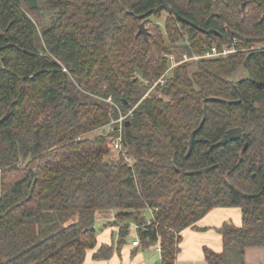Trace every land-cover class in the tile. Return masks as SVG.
Segmentation results:
<instances>
[{"label": "trees", "instance_id": "trees-1", "mask_svg": "<svg viewBox=\"0 0 264 264\" xmlns=\"http://www.w3.org/2000/svg\"><path fill=\"white\" fill-rule=\"evenodd\" d=\"M37 1L41 28L28 0H0V264L109 259L113 242L97 248L102 211L120 235L135 225L160 264H176L181 233L221 208L240 209L241 224L223 225L221 252L204 247L207 264H245L248 248H264V0ZM163 13L171 47L150 21ZM213 46L236 52L157 84L167 55ZM133 109L130 166L109 158L103 131ZM238 127L240 140L216 146Z\"/></svg>", "mask_w": 264, "mask_h": 264}, {"label": "rangeland", "instance_id": "rangeland-1", "mask_svg": "<svg viewBox=\"0 0 264 264\" xmlns=\"http://www.w3.org/2000/svg\"><path fill=\"white\" fill-rule=\"evenodd\" d=\"M23 6L27 10L28 15L33 19V21L36 24H38V26L40 28H41L42 24L49 23V20L47 19L46 16L43 15V13L36 11V10H32L30 8V6L29 5L27 6L25 3ZM167 16L168 15L166 13H163V14L159 15L158 17L150 18V21L152 23L151 25H154V26L159 25L160 26V30L164 34L166 44L171 47V44L169 43V41L167 39V35L165 32V25H164V22H165V19L167 18ZM261 46H264V45H261ZM172 50L175 51V48ZM176 54H178V53L176 52ZM191 63H192L191 69H192V71H194L196 68V65H195L196 62H191ZM243 77H245V72L243 70H241V71L236 72L232 76L231 80L237 81L239 79H242ZM155 92H156L155 89L148 91V93L146 94V97L155 94ZM109 128H110L109 126L106 127L107 130ZM109 158L111 160L112 159L113 160L119 159L118 157H116L111 152H110ZM35 166H36V164L32 165V167H35ZM236 212H237V210H236ZM239 214H240V211H238V216L236 219L239 218ZM221 215H222L221 211L220 212L217 211L215 213H211V215L206 217L203 222H205V224H206L205 227H207V229L203 230L202 233H204V232L212 233L213 232V234L215 233L214 236H216V238L218 235L222 234L221 228H217V226L215 224L220 219ZM232 217H235V215ZM114 220H115V217H114V214L112 213V211H102V212H99L97 214L96 224H95V229L97 232V239H98V246L102 245L103 243H106V241H113L114 251H113L111 257L109 259H105L102 257H100L99 259H94L92 257L93 251H88L87 258H86V261L84 264H160L161 255H160V252H158V248L156 246H151L147 249H144L140 245V247H138V248H133V245H132L133 241L139 240L138 233L136 231L137 228H134V226H130V228L128 230L129 234L125 238H122L121 235H119L118 239H117V234L113 233L116 230L111 229L110 226H106L107 224H110V222L112 223ZM74 221H75V218L72 219V222H74ZM228 223L229 224H235L236 221L234 219L230 218ZM208 236H209V234L199 236L198 237V243L200 241H203V242L209 241L210 238ZM121 239H125V242L118 250L117 249L118 248V242ZM214 241H216V240H214ZM203 242H201V243H203ZM214 244L217 245L218 242L216 241V242H214ZM94 252H96V250ZM191 260L193 261V259H191ZM192 261H189V260L184 261L183 255L181 252L180 258L178 260V264H194ZM197 264H202V263H197Z\"/></svg>", "mask_w": 264, "mask_h": 264}, {"label": "crops", "instance_id": "crops-1", "mask_svg": "<svg viewBox=\"0 0 264 264\" xmlns=\"http://www.w3.org/2000/svg\"><path fill=\"white\" fill-rule=\"evenodd\" d=\"M237 210V212H236ZM217 211H221L222 215L220 216V219L215 223L217 228H221L224 224L228 223L229 219L232 218L236 221V223L234 225L239 226L241 224V212L239 214V218H237L238 216V211H240V209L238 208H221V209H215L213 211H211L206 217H208L209 215H211V213H215ZM114 214L115 217V213L112 212ZM235 217H232L234 216ZM204 217L202 220H200L195 227H190L186 230H184L181 235H182V242L180 244V253L178 254L177 260H176V264H178V260L180 258L181 252L183 255V259L185 260H189L192 261L191 259H193V263L197 264V263H202V264H207L206 260H205V256H204V247H208L216 252H221L223 249V244H222V234L218 235L217 238L216 236H214L213 232L212 233H202L203 230H206L207 227L204 219L206 218ZM134 226V228H136L135 225H131ZM204 226V227H203ZM111 229H114L116 231H114L113 233L117 234V239L118 236L120 235V228L119 227H110ZM137 231V230H136ZM209 234V241L203 242L200 241L198 243V237L201 235H206ZM219 234V233H218ZM216 240L218 242L217 245L214 244V241ZM113 241H106V243H103L102 245L98 246L97 248H100L103 245H110ZM134 242V241H133ZM203 242V243H201ZM221 242V243H220ZM133 245V243H132ZM140 247V246H139ZM133 248H138V246H133ZM94 251L92 252V257H93ZM183 261V260H182ZM245 264H264V248H248L246 250V254H245Z\"/></svg>", "mask_w": 264, "mask_h": 264}, {"label": "built area", "instance_id": "built-area-1", "mask_svg": "<svg viewBox=\"0 0 264 264\" xmlns=\"http://www.w3.org/2000/svg\"><path fill=\"white\" fill-rule=\"evenodd\" d=\"M236 50L232 47H222L219 48L217 46H213L210 50H208L204 55H194L192 57L183 55L182 57H178L174 54L167 55L169 60V69L166 71L164 76L158 81V85H163L169 75L171 74L172 70L176 69L178 66L184 63L195 62L201 59H215V58H226L231 54H234ZM156 84V86H157ZM155 86L153 87V89ZM108 102H111V99H108ZM134 109L130 110L129 113L125 116H121L118 120L113 121L108 125L110 128L107 132L114 134L110 137L109 141L107 142V146L111 153H113L118 158H123L127 164L130 166L133 165V159L127 154V151L123 145V125L127 118L132 115ZM133 246H140L139 241H134ZM158 252L160 249L158 248Z\"/></svg>", "mask_w": 264, "mask_h": 264}, {"label": "water", "instance_id": "water-1", "mask_svg": "<svg viewBox=\"0 0 264 264\" xmlns=\"http://www.w3.org/2000/svg\"><path fill=\"white\" fill-rule=\"evenodd\" d=\"M28 3L30 5L31 8L33 9H36L38 7V1L37 0H28ZM245 8V4L242 5V10H244ZM180 20H182L184 23L186 24H191L190 21L188 20H184V19H181L179 18ZM137 35H143L144 38L146 40L149 39V31L148 29L146 28L145 26V23H141L139 25V30H138V34ZM262 85H264V83H258V86L261 87ZM219 101H223V102H226V103H229L227 101H224V100H219ZM203 122L201 123L200 127L203 125ZM130 122H127L126 125L128 126ZM107 131L106 129H104L103 133L105 134ZM195 134H196V131H194L191 135V138H190V142H189V150H188V154H187V157L190 155V153L192 152V148H193V144H194V138H195ZM242 134H243V130L242 128L238 127V128H234V129H231L227 132V134L224 136V138L218 142L216 144L217 147H220V146H226L227 144H230L232 142H235V141H238L241 139L242 137ZM212 149V148H211ZM221 231V230H220ZM127 235V231H124L121 235L122 238H125Z\"/></svg>", "mask_w": 264, "mask_h": 264}]
</instances>
